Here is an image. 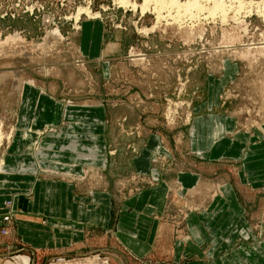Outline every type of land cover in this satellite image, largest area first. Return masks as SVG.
Instances as JSON below:
<instances>
[{"label": "rangeland", "instance_id": "374dc122", "mask_svg": "<svg viewBox=\"0 0 264 264\" xmlns=\"http://www.w3.org/2000/svg\"><path fill=\"white\" fill-rule=\"evenodd\" d=\"M128 1L135 3L134 10L116 0H0V161L12 139V126L4 116L10 119L23 87L33 85L67 108L84 110L103 103L116 132L109 141L108 155L119 164L136 152L121 132L137 142L154 130L177 153L175 157L180 155L181 162L174 158L169 163L171 171L191 174L196 169L198 181L190 187V195H183V189L179 192L178 183L172 184L158 216L160 230L144 255L125 253L104 231L94 245L57 254L41 249L36 255L15 233V211L12 200H6L4 209L11 205L13 213L9 223L2 221L5 213L1 214L0 264L16 257L26 261L17 264H68L89 258L106 264H188V258L173 259V243L188 240V212L204 210L227 182L236 187L248 221L237 247L244 244L255 250L264 245V189L253 192L248 185L245 190L238 187L235 171L240 163L234 158L211 162L203 169L207 173L199 171L191 164L187 146L196 107L209 94L208 80L227 73L233 76L221 86L219 102L209 111L232 117L235 132L258 131L264 137V0H245L240 9L237 2L220 0L224 17L220 11L208 14L215 0H201L206 11H197L198 20L184 15L178 22L166 10L162 11L166 17L157 20L152 8L141 11L142 0ZM83 21L103 23L104 47L111 55L101 60L99 71L77 47L76 34ZM49 131L56 128L48 125L42 132ZM36 144L35 140V149ZM122 145L125 148L118 150ZM157 160L153 165L163 171L167 158L162 155ZM100 173L112 190L127 176ZM87 175L79 179L87 181ZM68 179L75 181L77 176Z\"/></svg>", "mask_w": 264, "mask_h": 264}, {"label": "crops", "instance_id": "0c3cea01", "mask_svg": "<svg viewBox=\"0 0 264 264\" xmlns=\"http://www.w3.org/2000/svg\"><path fill=\"white\" fill-rule=\"evenodd\" d=\"M76 43L80 54L94 62L98 71L101 60L111 55L104 47L102 22L83 21ZM232 76L227 73L221 79L208 80L209 94L199 99L203 102L196 107L187 146L193 158L191 164L204 173L207 171L203 169L213 161L236 159L240 163L234 178L238 187L245 190L248 185L255 192L264 189V137L258 131L235 132L232 117L209 111L219 102L221 86ZM26 86L10 119L4 116L5 123L12 126V139L0 161V218L6 212L4 202L12 200L14 231L36 255L41 249L57 254L94 245L101 240L100 231L125 253L144 255L160 230L158 216L172 184L178 183V191L183 189V195H190V187L198 181L196 169L191 174L181 170L173 173L169 163L174 158L181 162L180 155L175 157L177 153L170 151L161 134L154 130L137 142L121 132L136 149L124 157L121 165L108 155L109 141L116 132L103 103L94 104L91 109H71L40 93L42 88ZM48 125L56 131L43 133ZM123 148L125 145L117 149ZM162 155L168 164L160 171L153 162ZM102 170L127 176L112 190L107 181L101 180ZM86 174L87 181L79 179ZM70 176L77 179L71 181ZM145 176L151 183L146 184ZM223 187L204 210L188 212V240L174 241V260L188 258V264H264V245L255 250L244 244L237 247L238 236L245 234L248 221L236 187L230 182ZM14 261L7 264L26 262L19 257ZM91 263L106 264L98 258L68 262Z\"/></svg>", "mask_w": 264, "mask_h": 264}, {"label": "bare ground", "instance_id": "6f19581e", "mask_svg": "<svg viewBox=\"0 0 264 264\" xmlns=\"http://www.w3.org/2000/svg\"><path fill=\"white\" fill-rule=\"evenodd\" d=\"M116 1H119L120 3H122V5H131L133 7L132 8L133 10H134V8L136 6L135 3H130V1H128V0H116ZM142 1L143 2L141 3V5H139V7L141 6V11H145V10H148V9L152 8L151 10H154L156 12L155 15L157 16V20H160L161 18L163 19V17H166L164 14H162V11H164V10H166L167 14L170 15V17L173 18L175 22L176 21L178 22V21H181L182 19H184L183 18L184 15H187V17L189 16L191 19L194 18V20H196V19L198 20L199 19V13L201 12L200 10L203 9L204 11H206L204 9V5L202 4L203 2L201 3V0H184V1H180V0H142ZM232 1L238 3L237 5L240 6L238 9L242 8L244 3H245L244 2L245 0H232ZM119 2H118V4H119ZM211 2H212V0H211ZM223 2H225V0ZM247 3H248V5L252 4L251 1H248ZM209 7H207V8H209ZM205 8H206V6H205ZM197 11H200V12L198 13ZM207 11H208L209 15H210V13L213 14L216 11H220L222 13L221 15L225 14L224 5H223V3L220 0H215L213 2L212 6L209 8V10L207 9ZM173 12H174V14H173ZM223 17H224V15H223ZM11 37H12V35H11ZM7 51H9V50H7ZM37 136H39L38 133H37ZM0 137H1V133H0ZM1 165H2V162L0 163V167H1Z\"/></svg>", "mask_w": 264, "mask_h": 264}, {"label": "built area", "instance_id": "2783aa9c", "mask_svg": "<svg viewBox=\"0 0 264 264\" xmlns=\"http://www.w3.org/2000/svg\"><path fill=\"white\" fill-rule=\"evenodd\" d=\"M7 207H9V208L6 210L5 214L2 215V221L6 222V223H9L11 221V216H12L13 210L11 209V205L10 206L7 205ZM1 232L2 233H6L5 230H2Z\"/></svg>", "mask_w": 264, "mask_h": 264}]
</instances>
